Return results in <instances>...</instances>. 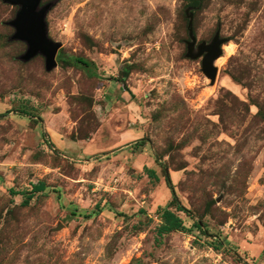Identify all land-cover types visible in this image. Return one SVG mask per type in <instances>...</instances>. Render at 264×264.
I'll list each match as a JSON object with an SVG mask.
<instances>
[{"label":"rangeland","instance_id":"obj_1","mask_svg":"<svg viewBox=\"0 0 264 264\" xmlns=\"http://www.w3.org/2000/svg\"><path fill=\"white\" fill-rule=\"evenodd\" d=\"M54 1L57 55L97 77L22 62L0 0V264H264V0Z\"/></svg>","mask_w":264,"mask_h":264},{"label":"water","instance_id":"obj_2","mask_svg":"<svg viewBox=\"0 0 264 264\" xmlns=\"http://www.w3.org/2000/svg\"><path fill=\"white\" fill-rule=\"evenodd\" d=\"M2 3L18 7L15 18L7 23L14 29L10 41L22 42L26 45V51L20 56L24 63L31 61L40 55L45 59L46 71H51L57 66L56 55L61 48L59 43L53 42L47 33V23L45 17L48 11L57 3V1L40 6L42 0H1ZM191 17L188 24L190 42L187 44V55L192 58L202 57V71L206 77L214 82L217 69L214 67V61L222 54V40L216 35L210 44H199L197 53L192 50L196 44L191 28Z\"/></svg>","mask_w":264,"mask_h":264},{"label":"trees","instance_id":"obj_3","mask_svg":"<svg viewBox=\"0 0 264 264\" xmlns=\"http://www.w3.org/2000/svg\"><path fill=\"white\" fill-rule=\"evenodd\" d=\"M190 5L196 7L199 5V1L192 0ZM56 57L58 58L59 62H61L64 66H69V67L80 69L83 72H85L86 75H88L89 77H97V74L95 72L96 70H95L94 63L87 59H84L81 57L67 56L63 54H58ZM148 172L151 177L156 178L154 171L148 170ZM163 176L172 194L174 195L169 175L167 171L164 169H163ZM44 189H45V186L43 183L34 185L30 193H24L25 197L22 202V205L24 206L28 205L33 195L35 193L42 192ZM173 202H174V205L176 206V209L178 211H182V209L179 207V203H178V199L176 195L173 196ZM184 229L185 227H184L182 219L177 214H175V212L171 211L169 208H166L162 211L161 225L159 226V229H158L159 235H164L170 232L182 231Z\"/></svg>","mask_w":264,"mask_h":264}]
</instances>
